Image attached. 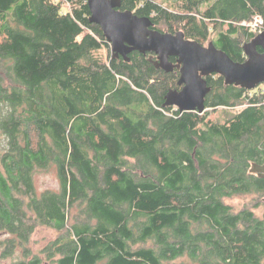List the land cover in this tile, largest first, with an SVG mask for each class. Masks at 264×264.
<instances>
[{"label":"trees","instance_id":"16d2710c","mask_svg":"<svg viewBox=\"0 0 264 264\" xmlns=\"http://www.w3.org/2000/svg\"><path fill=\"white\" fill-rule=\"evenodd\" d=\"M120 1L237 62L256 34L240 23L264 21V0ZM89 16L87 0H0V257L264 264V212L225 201L264 197L249 171L264 163V82L248 90L213 73L202 113L163 106L177 69L113 57ZM50 167L58 189L37 193L34 174ZM37 227L56 235L34 252Z\"/></svg>","mask_w":264,"mask_h":264},{"label":"water","instance_id":"95a60500","mask_svg":"<svg viewBox=\"0 0 264 264\" xmlns=\"http://www.w3.org/2000/svg\"><path fill=\"white\" fill-rule=\"evenodd\" d=\"M87 4L89 21L100 26L113 57L129 60L132 51L150 53L148 60L156 68L166 72L178 70L177 84L181 89H169L163 106L202 113L210 90L205 77L213 73L222 76L225 84L248 90L264 82V31L242 44L245 59L237 62L212 41L203 45L186 38L181 30L171 33L154 29L149 17L121 10L120 0H87ZM171 56L176 58L175 62L169 60ZM249 171L264 179V163H252Z\"/></svg>","mask_w":264,"mask_h":264},{"label":"rangeland","instance_id":"374dc122","mask_svg":"<svg viewBox=\"0 0 264 264\" xmlns=\"http://www.w3.org/2000/svg\"><path fill=\"white\" fill-rule=\"evenodd\" d=\"M157 1L166 3L165 0ZM207 43H205V45ZM34 185L37 193H40L41 191L46 189L57 190L58 179L55 169L53 167H50L47 170L35 172ZM263 198L264 197H261L260 199H255L253 195H237L231 198H227L225 199V201L228 204L232 205L235 210L246 206L252 208L257 215H261L264 212V203L263 201H261ZM255 203H258V205L254 206ZM55 235L56 232L48 227H37L30 240V246L32 248V251H38L39 248H41L48 240L53 238ZM17 256L18 254L16 253L13 257H0V264H11L12 261L17 258Z\"/></svg>","mask_w":264,"mask_h":264},{"label":"built area","instance_id":"2783aa9c","mask_svg":"<svg viewBox=\"0 0 264 264\" xmlns=\"http://www.w3.org/2000/svg\"><path fill=\"white\" fill-rule=\"evenodd\" d=\"M240 24L249 27L251 30L257 33L264 31V21L263 18L259 15L253 16V18L249 21H242Z\"/></svg>","mask_w":264,"mask_h":264},{"label":"flooded vegetation","instance_id":"af4514ba","mask_svg":"<svg viewBox=\"0 0 264 264\" xmlns=\"http://www.w3.org/2000/svg\"><path fill=\"white\" fill-rule=\"evenodd\" d=\"M260 50H261V48L260 47H258ZM146 54H148V56H147V58L150 56V53H146ZM117 57H121V56H117ZM155 58V56H153V59ZM170 58H173V61L172 62H175V57H173V56H171V57H169V60H170ZM171 61V60H170ZM178 71V70H177ZM179 77V76H178ZM178 80V79H177ZM177 90H180L181 89V86L180 85H178L177 84V88H176Z\"/></svg>","mask_w":264,"mask_h":264}]
</instances>
